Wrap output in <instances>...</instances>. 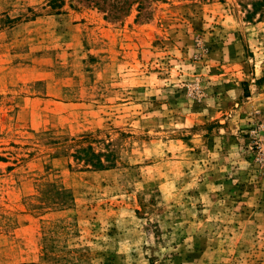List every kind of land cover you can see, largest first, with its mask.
<instances>
[{
    "label": "rangeland",
    "instance_id": "1",
    "mask_svg": "<svg viewBox=\"0 0 264 264\" xmlns=\"http://www.w3.org/2000/svg\"><path fill=\"white\" fill-rule=\"evenodd\" d=\"M116 12L0 0V264H264V0Z\"/></svg>",
    "mask_w": 264,
    "mask_h": 264
},
{
    "label": "trees",
    "instance_id": "2",
    "mask_svg": "<svg viewBox=\"0 0 264 264\" xmlns=\"http://www.w3.org/2000/svg\"><path fill=\"white\" fill-rule=\"evenodd\" d=\"M107 1L108 0H101L100 2L99 0H95V6L101 9L102 12L107 13L114 18H118L120 16L119 14H116V11H118V9L122 10L127 6L128 8H130L135 2H138V0H132L130 2L129 0H113L112 3H109L106 6ZM120 4H122V6L119 7Z\"/></svg>",
    "mask_w": 264,
    "mask_h": 264
},
{
    "label": "crops",
    "instance_id": "3",
    "mask_svg": "<svg viewBox=\"0 0 264 264\" xmlns=\"http://www.w3.org/2000/svg\"><path fill=\"white\" fill-rule=\"evenodd\" d=\"M242 91H243V89H242ZM248 93H249V97L247 99H249L250 103H251V106H249V107L251 109L255 110L256 106H257L255 99H262V95L260 94L259 85L256 82L255 83L250 82V84L248 85Z\"/></svg>",
    "mask_w": 264,
    "mask_h": 264
},
{
    "label": "built area",
    "instance_id": "4",
    "mask_svg": "<svg viewBox=\"0 0 264 264\" xmlns=\"http://www.w3.org/2000/svg\"><path fill=\"white\" fill-rule=\"evenodd\" d=\"M262 127L263 128H262L261 132L264 133V124L262 125ZM256 144H258V142H256Z\"/></svg>",
    "mask_w": 264,
    "mask_h": 264
}]
</instances>
